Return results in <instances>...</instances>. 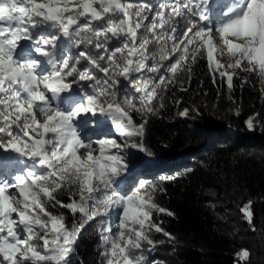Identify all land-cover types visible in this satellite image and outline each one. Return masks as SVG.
Wrapping results in <instances>:
<instances>
[{
  "label": "snow or ice",
  "instance_id": "6c2138e0",
  "mask_svg": "<svg viewBox=\"0 0 264 264\" xmlns=\"http://www.w3.org/2000/svg\"><path fill=\"white\" fill-rule=\"evenodd\" d=\"M218 2L222 10L213 21L212 0H165L151 20L142 0H0L3 264H70L76 241L94 220L102 264H144L137 253L145 243L154 245L152 231L163 232L152 223L153 213H172L153 201L155 184L140 179L126 191L118 178L130 170L127 148L147 152V116L155 113L160 90L178 82L180 73L190 78L201 57L210 72L226 78L229 91L234 69L264 77V0ZM225 54L232 57L226 65L218 59ZM82 60L90 67L81 70ZM84 80L94 82L93 92L81 89V95L73 85ZM123 88L137 96L125 92L121 99ZM133 111L145 117L142 122ZM100 118L111 120L116 136L86 139L82 129L95 128ZM62 192L69 193L68 203L58 198ZM49 205L82 219L69 228L64 214ZM117 209L113 232L108 221ZM242 211L251 223L250 206ZM238 255L247 260L249 252Z\"/></svg>",
  "mask_w": 264,
  "mask_h": 264
},
{
  "label": "trees",
  "instance_id": "16d2710c",
  "mask_svg": "<svg viewBox=\"0 0 264 264\" xmlns=\"http://www.w3.org/2000/svg\"><path fill=\"white\" fill-rule=\"evenodd\" d=\"M142 2L150 6L151 20L165 0ZM185 23L180 22L178 37ZM67 48L73 55L80 50L74 44ZM91 51L95 54L96 50ZM78 67L82 70L90 65L82 60ZM235 73L229 91L226 78L210 72L206 58H198L190 78L187 72L180 73L178 82L160 90L156 111L147 116V152L125 150L130 170L118 178L119 187L131 191L140 179L155 184L153 201L172 213H153L152 223L172 239L152 231L154 245L145 243L137 253L144 264H264V96L257 74ZM95 75L103 77L100 72ZM160 75H166L163 69ZM93 83L78 81L73 87L92 93ZM125 92L137 96L131 88H123L121 99ZM185 108L187 115L180 117ZM253 114L258 115V122L250 129ZM131 115L137 123L145 118L136 111ZM96 127L113 129L107 118H100ZM133 141L139 143V138ZM58 198L68 203L69 193L62 192ZM246 205L252 213L251 223L242 211ZM49 211L64 214L69 228L82 219L79 213L73 215L58 205H49ZM118 212L110 213L113 232ZM103 250L98 221H90L74 245L70 264H102ZM242 250L249 252L247 260L240 259Z\"/></svg>",
  "mask_w": 264,
  "mask_h": 264
},
{
  "label": "rangeland",
  "instance_id": "374dc122",
  "mask_svg": "<svg viewBox=\"0 0 264 264\" xmlns=\"http://www.w3.org/2000/svg\"><path fill=\"white\" fill-rule=\"evenodd\" d=\"M217 10L219 11L220 10V8H217ZM217 10H215V11H217ZM219 14V12H214L213 13V21H215V19L217 18V15ZM25 43V42H24ZM26 46V45H25ZM218 59H219V61H220V63H222V64H228V63H231L232 62V57L231 56H229V55H227V54H225L224 56H222V57H219L218 56ZM232 71H234V72H239V73H242L243 71H241V70H239V69H234V70H232ZM257 84H258V87H259V91L261 92V95L262 96H264V77H260V76H258L257 77ZM185 109H187L188 110V108H185ZM185 109H182L181 110V112L179 113V115H180V117H184V116H181V113L185 110ZM188 113V112H187ZM249 121H251V124H255V123H257L258 122V115L257 114H253L251 117H250V119H249ZM248 121V122H249ZM111 133H113V130H108V128H106V129H96V128H93L92 126H88V127H86V128H83L82 129V135H84V137L87 139L88 137H93V138H95V137H97V136H105V135H110ZM0 264H3V262L2 261H0Z\"/></svg>",
  "mask_w": 264,
  "mask_h": 264
}]
</instances>
